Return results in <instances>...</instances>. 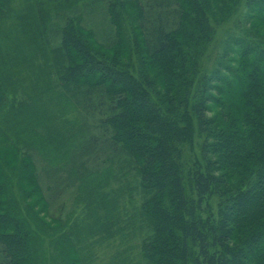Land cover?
Instances as JSON below:
<instances>
[{
	"label": "trees",
	"instance_id": "obj_1",
	"mask_svg": "<svg viewBox=\"0 0 264 264\" xmlns=\"http://www.w3.org/2000/svg\"><path fill=\"white\" fill-rule=\"evenodd\" d=\"M176 1L179 24L161 31L153 49L145 37L128 46L116 7L119 41L110 49L94 48L70 22L61 81L109 98L111 143L135 159L148 195L150 264H264V0ZM241 6L248 33L231 38L212 63L218 30ZM6 95L0 79V245L4 264H38L6 168L19 169L36 211L44 197L21 143L47 154L57 141L35 133L41 106L2 115ZM195 147L192 158L186 151Z\"/></svg>",
	"mask_w": 264,
	"mask_h": 264
},
{
	"label": "rangeland",
	"instance_id": "obj_2",
	"mask_svg": "<svg viewBox=\"0 0 264 264\" xmlns=\"http://www.w3.org/2000/svg\"><path fill=\"white\" fill-rule=\"evenodd\" d=\"M114 7L134 50L140 37L153 49L159 33L175 30L180 20L176 0H4L0 11V59L6 61L0 79L7 93L2 115L41 106L48 113L34 109L35 133L57 141L47 154L21 143L44 197L36 211L24 197L19 169L6 168L38 264H150L143 255L153 234L142 212L148 195L135 159L111 143L109 98L60 78L63 29L73 22L94 48L110 49L119 41ZM240 10L218 30L212 63L231 38L248 33L246 8ZM198 149L186 152L194 158ZM5 262L0 245V264Z\"/></svg>",
	"mask_w": 264,
	"mask_h": 264
}]
</instances>
